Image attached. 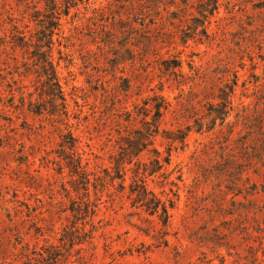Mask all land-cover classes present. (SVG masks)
<instances>
[{
	"label": "rangeland",
	"instance_id": "374dc122",
	"mask_svg": "<svg viewBox=\"0 0 264 264\" xmlns=\"http://www.w3.org/2000/svg\"><path fill=\"white\" fill-rule=\"evenodd\" d=\"M210 3L0 0V264H264V0Z\"/></svg>",
	"mask_w": 264,
	"mask_h": 264
},
{
	"label": "trees",
	"instance_id": "16d2710c",
	"mask_svg": "<svg viewBox=\"0 0 264 264\" xmlns=\"http://www.w3.org/2000/svg\"><path fill=\"white\" fill-rule=\"evenodd\" d=\"M51 4V9H57L60 6L58 5V0H48ZM47 6H49V3H46ZM210 8V13H213L215 9L218 8V0H211L210 4L207 5H211ZM76 2L72 1L71 2H67V4L65 5V12L66 14L69 13L70 11V7L71 6H75ZM47 61V60H46ZM48 63H50V67L52 68V61L48 60ZM174 67H181V62H177L175 64ZM47 80L48 82L54 86H59L58 84V79H57V73L55 70H53L52 72H48L47 73ZM237 80H234V84L229 86V92L226 93L225 91V97H222V101L219 102V106L221 108V110H219V113H226V108L229 104V97H230V93H233L234 91V85L236 83ZM157 101L154 103V108H155V113H154V128H151L150 126V122L149 121H145L144 123L148 124V127L146 128L145 132H140V135L138 136L139 140L138 142H136V149L138 150V152H133L131 151V155H133V153L135 155H139L140 153H142L143 151H145L146 149H148V146L152 143L151 139H149V137L154 133V132H158L159 130V121L162 118L163 114H164V109H167V103L165 102V99L162 96L156 95ZM65 100V98H63ZM148 110V109H146ZM148 112H151V109L148 110ZM148 115V114H146ZM186 137V134L182 133L179 136V139H181L182 141H184ZM132 140V139H131ZM131 145L129 144L128 148H123L122 153H126V152H130V148ZM150 164L152 165L151 167L148 165L147 162L142 161L141 159H139L137 161V164L140 166H143V171L144 173L147 172V170L149 169L150 174L160 171L163 166L164 163H169L170 162V157L166 156L162 159L161 154L159 152L156 151L155 156H153L152 158H150ZM78 161V162H77ZM82 158L81 156L78 157V159L76 160V163L73 164V171L75 173H77L80 178L85 181V182H89L90 178L89 175L91 172L88 171L87 165L86 164H82ZM128 162H132V158L130 160H128ZM125 163V160H122V162H119V167L116 169L115 174L112 176V179L114 180L116 177L121 178L122 181H124V172H123V168H121V165ZM138 169L140 170V167H138ZM139 170L136 171V173H139ZM121 188H124V184L123 182L120 184ZM131 191L132 193H137V196L139 198V200H145V204L148 206L149 210L151 211V213H160V216L162 218V221L164 223V226H167L169 223V212H168V207L166 205L165 201H162L159 197H157L156 195L152 194V196H148L149 192L147 191V187L145 184V181L141 178V179H135L134 183L131 184ZM151 193V192H150ZM172 205V201L170 202Z\"/></svg>",
	"mask_w": 264,
	"mask_h": 264
}]
</instances>
